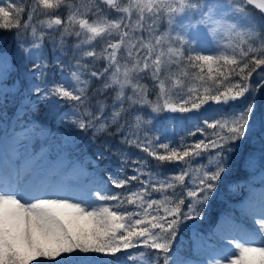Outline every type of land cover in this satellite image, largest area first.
<instances>
[{
  "label": "snow or ice",
  "instance_id": "obj_1",
  "mask_svg": "<svg viewBox=\"0 0 264 264\" xmlns=\"http://www.w3.org/2000/svg\"><path fill=\"white\" fill-rule=\"evenodd\" d=\"M12 28L17 53L0 51V120L10 103L18 120L40 112L57 124L67 119L92 129L93 142L106 135L95 155L102 161L111 151L120 163L97 162L74 191L8 173L0 180V264H193L179 237L204 218L222 176L243 168L264 185V113L255 115L264 0H0V29ZM46 38L59 52V81L47 79ZM157 117L184 134L152 132ZM245 215L207 264H264V189Z\"/></svg>",
  "mask_w": 264,
  "mask_h": 264
},
{
  "label": "trees",
  "instance_id": "obj_2",
  "mask_svg": "<svg viewBox=\"0 0 264 264\" xmlns=\"http://www.w3.org/2000/svg\"><path fill=\"white\" fill-rule=\"evenodd\" d=\"M28 3L30 6L31 0H28ZM58 14L64 19L66 15L65 9H61ZM256 14L259 15L257 12ZM112 15L115 16L116 13H112ZM26 16L27 13H25V18ZM15 32V28L11 30L0 29V51L6 49L12 54L17 53ZM49 40L50 38L45 39V52L49 65L47 68V79L49 82L59 81L61 79V69L55 62V56L59 55V52L53 53ZM74 42L75 38H70L69 43ZM97 47L99 49L103 45L98 44ZM206 47L211 52L213 46L206 44ZM70 56L71 52L64 57L66 63ZM103 65L104 62L101 61L97 67L102 68ZM31 67L32 65L29 64L30 69ZM206 71L207 69H205ZM68 74L69 69L65 68L63 75L68 76ZM100 83L101 81L94 80L93 89ZM143 83L151 86L152 81L146 79ZM106 95L111 97L112 93L109 92ZM150 99H155V93L150 96ZM108 102L111 104V99ZM257 103L258 110L255 115L259 119L260 115L264 113V89H261L260 94L257 96ZM237 106L239 107V105ZM67 110L66 107L64 111ZM15 111L16 107L10 103L6 115L3 120H0V150L4 151L3 155L7 156L6 153L11 147V141L18 133L24 132L26 129H33L27 136L28 154L33 157V162H40L42 168L49 169L51 173H54V170L58 169L57 166L59 165H64V170H66L67 174L71 170L84 169L83 180L86 181L94 173L97 162L101 168L108 166L111 169L119 165V157L112 155L111 151H107L106 158L102 161H98L95 155L97 147H100L102 151L104 150L103 142L109 139L106 135H98L93 142L92 129L86 132L81 131L68 123L67 119L63 124H57L54 121L46 120L43 112H40L35 115L28 114L23 119L18 120L13 115ZM141 115L145 120H149L152 119L154 114H151L150 109L145 108ZM162 115L167 116L168 114L164 113ZM129 117H131V113H129ZM153 124L155 127L148 125L147 128L152 132H159L161 135L166 131L169 138L179 140V137L184 134L179 128L174 127L171 121L163 120L160 117L153 120ZM165 125L166 129L164 128ZM197 138H199V134L197 137L189 139L194 140ZM118 140V136L111 138L110 142L113 148L118 146ZM251 145H254L259 150V139L253 137ZM248 150L249 146L245 145V153ZM129 151L133 153L134 157L146 155L136 148H131ZM38 156H43V160L40 161ZM149 160L153 165L156 163L151 158ZM175 167V164L165 165L168 170H172ZM233 185H236L234 189ZM262 189H264V185L258 179H254L250 171H245L243 168H238L222 176L221 181L218 182L216 192L209 202V207L205 210L204 218L202 220L188 221L187 227L180 234L179 239L183 241L187 258L193 264H207L209 258L216 255L223 247L220 236L231 231L232 222H248V217L245 214L249 207L254 208L256 203L259 202V195ZM116 191L122 190L117 189ZM32 264H37V261H33Z\"/></svg>",
  "mask_w": 264,
  "mask_h": 264
},
{
  "label": "rangeland",
  "instance_id": "obj_3",
  "mask_svg": "<svg viewBox=\"0 0 264 264\" xmlns=\"http://www.w3.org/2000/svg\"><path fill=\"white\" fill-rule=\"evenodd\" d=\"M212 45L211 43H209ZM214 47V45H212ZM23 132L18 133L14 138L19 139V144L15 143V139L11 141V147L8 150L6 157L2 156L0 151V180H7L8 173L12 174L13 179L17 173L21 179L29 181H50L59 185H64L70 190H77L84 183V169H75L68 174L64 170V165L57 166L58 169L50 174L49 169L42 168L40 162H33V157L28 154L27 138L22 136ZM43 156H38V159L43 160ZM54 167V168H57ZM53 168V169H54ZM259 202L254 208H258Z\"/></svg>",
  "mask_w": 264,
  "mask_h": 264
},
{
  "label": "water",
  "instance_id": "obj_4",
  "mask_svg": "<svg viewBox=\"0 0 264 264\" xmlns=\"http://www.w3.org/2000/svg\"><path fill=\"white\" fill-rule=\"evenodd\" d=\"M248 7L254 10L255 12L259 13L257 10L253 9L252 6H248Z\"/></svg>",
  "mask_w": 264,
  "mask_h": 264
},
{
  "label": "bare ground",
  "instance_id": "obj_5",
  "mask_svg": "<svg viewBox=\"0 0 264 264\" xmlns=\"http://www.w3.org/2000/svg\"><path fill=\"white\" fill-rule=\"evenodd\" d=\"M52 78V77H51Z\"/></svg>",
  "mask_w": 264,
  "mask_h": 264
}]
</instances>
